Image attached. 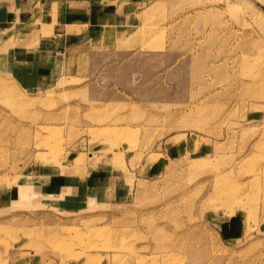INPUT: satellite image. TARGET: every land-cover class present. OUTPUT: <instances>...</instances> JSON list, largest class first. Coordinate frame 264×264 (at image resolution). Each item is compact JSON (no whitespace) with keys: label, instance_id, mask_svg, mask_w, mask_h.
Instances as JSON below:
<instances>
[{"label":"rangeland","instance_id":"1","mask_svg":"<svg viewBox=\"0 0 264 264\" xmlns=\"http://www.w3.org/2000/svg\"><path fill=\"white\" fill-rule=\"evenodd\" d=\"M135 6L30 78L0 27V264H264V0Z\"/></svg>","mask_w":264,"mask_h":264},{"label":"crops","instance_id":"2","mask_svg":"<svg viewBox=\"0 0 264 264\" xmlns=\"http://www.w3.org/2000/svg\"><path fill=\"white\" fill-rule=\"evenodd\" d=\"M138 1L0 0V27L14 23L25 27L24 35L19 38L21 44L17 48L12 47V55L9 54L15 59L14 69L25 70L23 74L28 78L33 74L45 75L46 71L40 70H51L47 57L57 58L63 46L65 49L87 40L121 36L134 23L131 16L139 11L135 6ZM82 179L66 180L64 188L87 194L102 186Z\"/></svg>","mask_w":264,"mask_h":264},{"label":"bare ground","instance_id":"3","mask_svg":"<svg viewBox=\"0 0 264 264\" xmlns=\"http://www.w3.org/2000/svg\"><path fill=\"white\" fill-rule=\"evenodd\" d=\"M115 132H116V131H115ZM120 132H121V131H119V133H120ZM103 133H104V131H103ZM119 133H116V134L114 133V134L117 136V134H119ZM124 133L126 134V132H123L122 134L125 135ZM114 134H113V135H114ZM122 134H120V136H121Z\"/></svg>","mask_w":264,"mask_h":264}]
</instances>
